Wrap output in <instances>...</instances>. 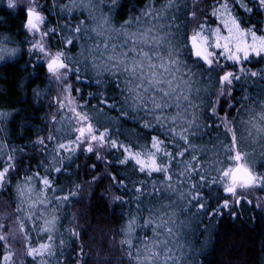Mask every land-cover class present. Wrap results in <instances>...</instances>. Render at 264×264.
I'll list each match as a JSON object with an SVG mask.
<instances>
[{"label":"trees","instance_id":"1","mask_svg":"<svg viewBox=\"0 0 264 264\" xmlns=\"http://www.w3.org/2000/svg\"><path fill=\"white\" fill-rule=\"evenodd\" d=\"M36 1L103 154L86 151L30 52L28 11L0 0L1 48L14 53L0 62V264H174L180 251L183 264H264V52L218 56L229 131L215 114L223 73L194 50L192 0ZM226 1L263 34L259 0ZM163 16L167 45L145 48ZM237 154L261 184L228 209ZM14 227L19 255L5 244Z\"/></svg>","mask_w":264,"mask_h":264},{"label":"rangeland","instance_id":"2","mask_svg":"<svg viewBox=\"0 0 264 264\" xmlns=\"http://www.w3.org/2000/svg\"><path fill=\"white\" fill-rule=\"evenodd\" d=\"M4 1L14 9L21 7L28 11L27 29L30 34V52L35 55L37 61L46 64L57 88L56 97L59 105L70 110L75 117L79 141L85 146L89 154L93 153L101 159L103 145L99 142L96 130L78 109L77 99L69 83V71L63 64L60 53L50 47L48 42L49 34L44 25L45 17L40 4L36 0ZM90 1L83 0L88 7H90ZM259 1L264 7V0ZM167 18V16H163L160 18L161 21L157 20L154 23H150V26L144 27L145 32L142 34V39L150 41V44L144 42L145 48L150 47L152 43L160 46L167 45L168 39L171 36L170 32L164 28L165 22L163 20ZM192 25L194 31L197 30L193 35V40L196 43L194 44L196 54L198 57L205 58L211 65L220 68L223 73V84L218 96L215 114L227 130L231 131L226 114H220L221 102L228 101L231 93L229 85L230 72L221 64L218 56H223L235 62H242L243 59H246L251 54L264 52V26L262 35L251 29H242L231 13V4L226 0H192ZM1 47L0 43V62L12 57L14 54L8 48ZM141 54L144 56L143 52ZM239 163H242L241 157L237 154L234 166L225 173V185L228 191L225 207L228 209H234L238 206L244 196H254L255 188L261 184V179L254 169L246 165L244 166L254 175L252 183L235 182L232 177V170ZM46 230V227L40 228L39 234L43 235L42 233L53 232L49 229L48 231ZM8 233L5 244L7 247L12 248L14 253L19 255L18 253L21 252V248L15 245L21 242L20 233L15 227L11 228ZM184 257V252L180 251L179 256L175 255L174 264H183ZM44 261L45 256L42 255L39 264H44ZM2 264L11 263L10 260L4 259Z\"/></svg>","mask_w":264,"mask_h":264},{"label":"water","instance_id":"3","mask_svg":"<svg viewBox=\"0 0 264 264\" xmlns=\"http://www.w3.org/2000/svg\"><path fill=\"white\" fill-rule=\"evenodd\" d=\"M194 44L196 43L194 42ZM232 177L235 182L251 184L253 181L254 175L242 163H239L233 168Z\"/></svg>","mask_w":264,"mask_h":264}]
</instances>
